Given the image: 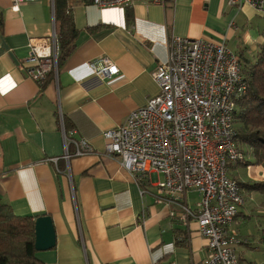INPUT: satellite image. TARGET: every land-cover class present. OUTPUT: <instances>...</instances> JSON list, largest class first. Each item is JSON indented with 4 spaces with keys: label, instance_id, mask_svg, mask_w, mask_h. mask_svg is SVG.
Masks as SVG:
<instances>
[{
    "label": "crops",
    "instance_id": "crops-1",
    "mask_svg": "<svg viewBox=\"0 0 264 264\" xmlns=\"http://www.w3.org/2000/svg\"><path fill=\"white\" fill-rule=\"evenodd\" d=\"M11 7L12 0H0V204L17 217L51 219L55 245L36 252L39 264H204L207 241L193 219L183 222L179 207L185 202L195 211L198 194H160L162 176L155 173L140 182L119 158L105 154L101 134L158 94L152 74L166 61L170 36L227 44L236 38L235 21L258 14L226 0L138 2L125 9H100L90 0H37L17 11ZM64 15L76 31L73 51L63 61L58 57L56 76L38 84L21 69L28 42L56 34V17ZM263 42L251 44L248 33L235 41L247 58ZM99 58L112 61L119 76L86 78L84 64ZM80 140L94 153L73 157L70 141ZM246 157L253 163L249 151ZM235 165L232 179L244 205L228 231L242 242L240 264H252L247 247L261 245L264 231V167L252 164L248 173Z\"/></svg>",
    "mask_w": 264,
    "mask_h": 264
},
{
    "label": "built area",
    "instance_id": "built-area-1",
    "mask_svg": "<svg viewBox=\"0 0 264 264\" xmlns=\"http://www.w3.org/2000/svg\"><path fill=\"white\" fill-rule=\"evenodd\" d=\"M34 1L12 0L11 8L17 11ZM138 2L165 4V0H90L100 9H125ZM226 3L237 9L247 5L264 17V0ZM27 47L21 69L29 79L42 84L49 74L57 75L59 42L54 31L49 38L29 40ZM166 49V61L152 74L158 94L119 126L102 132L105 154L119 158L120 167L137 174L140 182L150 173L161 175L160 194L185 198L189 191L197 193L195 211L185 202L179 207L183 222L193 219L207 241L204 264H240L237 249L242 242L228 227L244 197L228 176V164L246 159L236 144L234 126L235 101L246 94L242 67L225 42L170 36ZM84 68L86 78L112 81L119 76L108 58L92 60ZM70 142L75 146L73 157L94 153L85 140ZM67 148L68 142L66 161L70 159Z\"/></svg>",
    "mask_w": 264,
    "mask_h": 264
},
{
    "label": "trees",
    "instance_id": "trees-1",
    "mask_svg": "<svg viewBox=\"0 0 264 264\" xmlns=\"http://www.w3.org/2000/svg\"><path fill=\"white\" fill-rule=\"evenodd\" d=\"M55 26L60 62L73 51L76 31L68 15L56 17ZM238 61L246 94L235 101L236 144L247 147L253 164L264 167V42L251 59L240 54ZM36 219L17 217L8 205L0 204V264H39L34 249Z\"/></svg>",
    "mask_w": 264,
    "mask_h": 264
},
{
    "label": "rangeland",
    "instance_id": "rangeland-1",
    "mask_svg": "<svg viewBox=\"0 0 264 264\" xmlns=\"http://www.w3.org/2000/svg\"><path fill=\"white\" fill-rule=\"evenodd\" d=\"M234 23L237 25V28H238V31H236V34H237L236 38L233 42H231V40H226V41H228V42H226L227 43L226 45L228 48H230V50L236 55L237 59L239 60L241 52H240V50H237V44L235 43V41L238 39H241L242 36L246 37L247 33H248L251 37V44H257V41L259 43L262 42V39H264V17H262L260 15H253L250 18L243 16L241 19H238ZM230 28H234V27H230ZM233 31H234V29H233ZM256 48L255 49H249L246 52L249 55L248 57L250 59L252 58V56L255 53H257V50L259 47L257 48V50H256ZM238 148L240 150H242V152L245 154L248 153V151H249V149L247 147H245L246 150H243V148H241V145L238 146ZM252 164H251V162H249V160L246 157V159L243 160L242 162H240L239 165H241L243 168H246L247 170L249 169V171H248V173H249L253 167ZM235 166H237V165L228 164V176L231 178L233 176L234 177L237 176L236 175L237 173L234 172ZM256 176H258V175H256ZM254 182H262V179L261 180L257 179ZM192 199L194 200L195 196L191 194V200ZM194 201L192 203H194ZM247 254L249 257V260H248L249 263L251 262L252 264H264V231L263 230H262V244L259 246H252V244H251V246L247 247ZM243 264H248V262L243 259Z\"/></svg>",
    "mask_w": 264,
    "mask_h": 264
},
{
    "label": "water",
    "instance_id": "water-1",
    "mask_svg": "<svg viewBox=\"0 0 264 264\" xmlns=\"http://www.w3.org/2000/svg\"><path fill=\"white\" fill-rule=\"evenodd\" d=\"M34 235V249L36 252L47 251L54 247L55 233L49 217L43 216L35 220Z\"/></svg>",
    "mask_w": 264,
    "mask_h": 264
}]
</instances>
